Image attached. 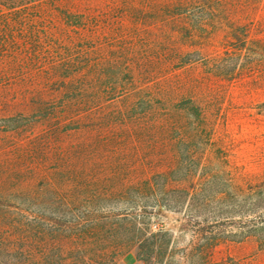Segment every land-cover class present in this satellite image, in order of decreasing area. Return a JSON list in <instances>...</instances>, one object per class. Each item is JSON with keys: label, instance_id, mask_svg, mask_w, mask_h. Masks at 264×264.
Masks as SVG:
<instances>
[{"label": "rangeland", "instance_id": "rangeland-1", "mask_svg": "<svg viewBox=\"0 0 264 264\" xmlns=\"http://www.w3.org/2000/svg\"><path fill=\"white\" fill-rule=\"evenodd\" d=\"M0 264H264V0H0Z\"/></svg>", "mask_w": 264, "mask_h": 264}]
</instances>
